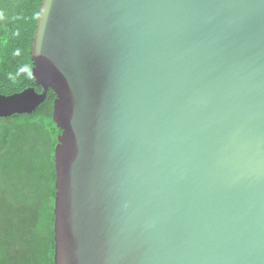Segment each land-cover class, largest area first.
Listing matches in <instances>:
<instances>
[{
	"label": "water",
	"instance_id": "95a60500",
	"mask_svg": "<svg viewBox=\"0 0 264 264\" xmlns=\"http://www.w3.org/2000/svg\"><path fill=\"white\" fill-rule=\"evenodd\" d=\"M55 264H264V0H43Z\"/></svg>",
	"mask_w": 264,
	"mask_h": 264
},
{
	"label": "trees",
	"instance_id": "16d2710c",
	"mask_svg": "<svg viewBox=\"0 0 264 264\" xmlns=\"http://www.w3.org/2000/svg\"><path fill=\"white\" fill-rule=\"evenodd\" d=\"M43 0H0V93L34 87L33 37ZM49 89L31 113L0 116V264H55V149L62 129Z\"/></svg>",
	"mask_w": 264,
	"mask_h": 264
}]
</instances>
